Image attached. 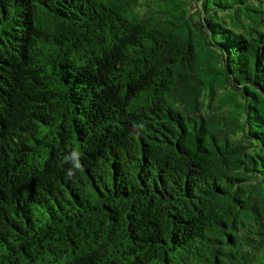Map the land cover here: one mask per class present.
<instances>
[{"label":"trees","instance_id":"trees-1","mask_svg":"<svg viewBox=\"0 0 264 264\" xmlns=\"http://www.w3.org/2000/svg\"><path fill=\"white\" fill-rule=\"evenodd\" d=\"M0 264H264V0H0Z\"/></svg>","mask_w":264,"mask_h":264},{"label":"clouds","instance_id":"clouds-1","mask_svg":"<svg viewBox=\"0 0 264 264\" xmlns=\"http://www.w3.org/2000/svg\"><path fill=\"white\" fill-rule=\"evenodd\" d=\"M74 167L77 168V169H80L81 168V164L79 162V160L77 159L74 163ZM71 174V173H70Z\"/></svg>","mask_w":264,"mask_h":264}]
</instances>
